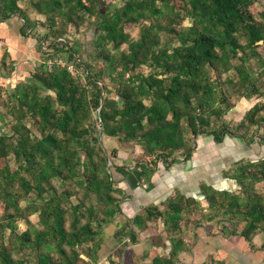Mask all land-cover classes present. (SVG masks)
Wrapping results in <instances>:
<instances>
[{"label":"trees","instance_id":"16d2710c","mask_svg":"<svg viewBox=\"0 0 264 264\" xmlns=\"http://www.w3.org/2000/svg\"><path fill=\"white\" fill-rule=\"evenodd\" d=\"M18 1L0 0V22L18 15L23 20L22 35L37 23L47 27L43 53L45 59L54 60L34 72L31 82L18 81L8 92L13 122L9 132H0V163L4 161L0 165V235L8 229L14 239L0 244V264H24L12 255L25 248L36 251L37 264H98L95 251L103 226L121 213V203L130 196L112 181L95 126H83L91 107H99L105 135L135 140L154 156L137 162L132 170L112 165L125 179L137 178L146 184L158 161L169 167L177 160L176 153L188 160L197 135H211L215 142L225 135L247 142L257 135L264 141V115L259 114L263 103H255L236 123L223 119L236 103L224 86L237 94L236 99L264 96L247 64L259 57L264 72V47L263 53L258 51L259 43H264V16L257 18L250 8L256 0H119L105 9L101 7L105 0H30L44 22L32 20ZM185 18L189 26H181ZM85 20L94 25L92 51L67 35L71 26L77 29ZM126 24L138 25L137 38L124 30ZM161 31L168 35L166 40ZM108 45L113 52L95 55ZM85 54L101 58L103 64H92ZM141 66L149 71H139ZM106 80L113 84L116 97L109 95ZM28 116L37 127L36 134L25 123ZM10 161L15 168H10ZM229 177L239 193L202 183L204 203L215 212L241 214L244 225L229 234H238L252 247L264 223V196L251 193L253 184L264 180V158L238 162ZM30 193L33 198L25 199ZM22 198L24 207L19 206ZM192 205L197 200L176 193L160 202V209L153 205L135 214L128 219V231L124 225L116 233L135 243L136 232L160 218L169 250L154 255L150 263L175 264L178 253L188 246L174 232L181 230L183 214ZM25 210L39 211L41 228L16 233V218ZM88 243L90 247L77 250Z\"/></svg>","mask_w":264,"mask_h":264},{"label":"rangeland","instance_id":"374dc122","mask_svg":"<svg viewBox=\"0 0 264 264\" xmlns=\"http://www.w3.org/2000/svg\"><path fill=\"white\" fill-rule=\"evenodd\" d=\"M114 1L105 0V5L101 7L105 9V6H112L119 2V0ZM177 3L181 4L180 1ZM18 5L32 20L45 21V17L35 9L30 0H19ZM250 8L257 18L264 16V0H256ZM92 20H95V18ZM161 21H164V19H161ZM22 24L23 20L18 15H13L11 18L0 22L1 133L9 132L10 125L13 122V115L10 111L12 101L8 98V92L14 90V86L18 81L31 82L34 72L43 68L45 63L49 67L50 63L54 60V58L45 59L46 55L43 53V51L47 50V40H43V35L47 32V27L37 23L36 27L31 31L29 28H26L25 34L22 35L19 31ZM189 25L190 21L187 18L181 21V26ZM124 30L132 38L138 37V25L126 24L124 25ZM160 33L163 39L166 37V40L168 35L164 31ZM94 34V25L87 20L80 24L77 29L71 26L67 33L70 41L76 40L81 45V48L87 51L93 50L91 40ZM259 44L258 51L263 53L264 43ZM121 48L126 50L127 45L123 44ZM108 51L113 52L110 49V45L105 48V51H97L94 53L98 56V54ZM4 53L6 55L3 58ZM84 58L94 65L103 64V60L99 57L94 58L93 56H89V54H85ZM11 64L13 70L9 71ZM61 64H65V59H62ZM247 64L249 65V72L255 77V84L263 91L264 72H262L259 57L251 59ZM69 68L75 73L72 65ZM138 70L146 73L149 71V67L141 66ZM80 79L83 80L81 77ZM105 83L110 90L109 95L116 97L113 84L108 80ZM224 89L231 98L230 100L236 101L235 106L223 115V119L230 122V124L238 122L255 103H263L264 106V96L262 95L236 99L237 94L233 93L230 87L224 86ZM105 95L106 93L103 94V96ZM145 103H148V101H145ZM97 109L91 107L89 118L83 122V126H95L98 136L101 132L98 142L105 154L106 164L107 159L110 162L108 170L111 174V179L116 186L123 188L127 196L131 195L128 207L129 209L132 207V211H129L131 213H125L121 210V213L116 214L110 223L103 226L99 247L95 251V260L98 264H151L150 255H156L159 252L162 255L166 253L167 250L165 251L164 248L168 247V236L160 218L152 219L139 229L136 232L137 242L135 243L130 242L126 235L119 238L116 232L124 225H128L125 226V231H128L130 227L128 219L133 217L134 211L135 214H142L146 207H152L153 205L158 206L160 209V202L176 193H186V196L197 200V205H192L191 211L183 214L181 230H177L174 233L183 240V243L190 246V249L196 244L204 247L200 252L198 260L192 262L193 260L190 256L187 259L186 257H182L179 261L182 262L181 264L189 261L190 264H264V223L260 225L261 228L259 227L257 233L254 235L251 247L238 234H229L232 229L240 230L244 225L242 215L239 213L225 214L221 210L215 212L213 209H209L205 205L203 195L200 192V184L207 182L212 184L213 188L217 190H228L232 193H239L237 183L229 177V174L232 173L240 161L249 160L255 162L264 158V141H259L257 135H253L254 140L249 142L246 140L243 141L240 137L225 135L221 142H214L211 135H197L193 139L194 151L189 160H185L182 154L176 153L177 161L172 167V172L179 173L176 176H171V180L173 181L167 183L165 178L168 173V175H171V170H168L169 168L165 163L158 161L155 165V173L152 176L155 185H153L152 181H150L152 184H146L139 182L137 178H133L135 186L130 187L129 183H127L129 177L125 179V175L117 172L112 165L115 163L121 166H127L128 169L132 170L137 162L154 159V156L145 153L142 146L135 140L124 141L120 140L122 135H118L119 137L105 135L102 132L101 120L98 118ZM259 114L264 115V107ZM25 123L31 129L32 134L37 133V127L33 124L32 117H26ZM250 129L253 130L254 126H251ZM184 134L186 136V132ZM3 164L4 161H1L0 165ZM9 166L10 168L16 167L12 161H10ZM135 173V171L132 172V174ZM219 181H222V183ZM161 182L165 184L161 185ZM251 193L264 196V180L254 183ZM240 194L242 196L244 195V193ZM24 198L31 199L33 198V194L30 193ZM24 198L19 200V206L21 207L25 206ZM71 200L76 201L75 196H72ZM40 203L41 201L39 199L35 202L38 206ZM1 211L2 204L0 202ZM16 224V233H21L28 227L41 228L39 211L37 210L33 213H29L26 210L22 211L21 216L16 218ZM12 239H14V235H10L9 230L6 229L0 235V244H9V241ZM155 244L162 245L163 249H158ZM90 246L91 243H88L86 247H78L77 250L80 251ZM36 254L35 250L25 248L14 252L12 257L22 259L24 264H37ZM202 255L207 256L203 258ZM214 257L218 259L214 260ZM202 258L203 260H201Z\"/></svg>","mask_w":264,"mask_h":264},{"label":"crops","instance_id":"0c3cea01","mask_svg":"<svg viewBox=\"0 0 264 264\" xmlns=\"http://www.w3.org/2000/svg\"><path fill=\"white\" fill-rule=\"evenodd\" d=\"M4 36V35H3ZM244 141V140H243ZM215 142V141H214ZM190 159V158H189ZM188 159V160H189ZM177 161V160H176ZM176 161L174 162V163H172L168 168V170H171L170 171V174L171 175H168L167 174V176H166V178H165V180H167V183L170 181H173V180H171V176L172 175H174V176H176V174H178L179 172H172V167H173V165L176 163ZM172 172V173H171ZM232 180V179H231ZM151 181H152V183H153V185H155L154 184V179L152 180V178H151ZM219 182H221L222 183V181H219ZM127 183H129V185H130V187H133V186H135V183H134V181H133V179L131 178H129V181L127 180ZM152 183H150V184H152ZM206 184H208V185H211L212 186V184H210V183H207V182H205ZM220 183V184H221ZM164 185L165 183L163 182H161V185ZM143 185V184H142ZM213 187V186H212ZM123 189V188H122ZM226 189V188H225ZM200 192H201V190H200ZM183 193V192H182ZM183 195H185L186 196V193L184 194L183 193ZM130 198H131V195H130V197L129 198H127V199H125L122 203H121V210H123L125 213H131V212H129V211H132V207L129 209V207H128V203L130 202ZM204 198V197H203ZM202 201V200H201ZM202 203H203V201H202ZM122 211V212H123ZM135 215V211H134V213H133V216ZM169 242V241H168ZM167 243V242H166ZM247 243V242H246ZM156 246H157V248L158 249H163V246L162 245H157V244H155ZM169 245H170V243L168 244V247L167 248H164V250L166 251V253L168 252V250H169ZM155 247V246H154ZM202 249H204V247L202 246V245H199V244H196V245H194L191 249H190V246H188L186 249H184V250H182L181 252H179L178 253V258H179V260L175 263V264H181L182 262H179L180 261V259H182V257H186V259L188 258V256H190L191 258H192V262H195V260H198V258L200 257V252H201V250ZM160 253V252H159ZM159 253H157L158 255H162V254H159ZM166 253H164L163 255H165ZM155 254H153L152 256L150 255V260H151V258L154 256ZM203 256V258L204 257H206L207 255H202ZM190 258V259H191ZM203 258L201 259V260H203ZM218 258H215L214 257V260H217ZM183 262H184V260H182ZM185 264H190V261L189 262H186Z\"/></svg>","mask_w":264,"mask_h":264},{"label":"water","instance_id":"95a60500","mask_svg":"<svg viewBox=\"0 0 264 264\" xmlns=\"http://www.w3.org/2000/svg\"><path fill=\"white\" fill-rule=\"evenodd\" d=\"M97 111L99 112V107H98V109H97ZM100 129H101V125H100ZM100 136H101V132L99 133V136H98V139L100 140ZM110 164V162H109V160L107 159V167H108V165Z\"/></svg>","mask_w":264,"mask_h":264}]
</instances>
